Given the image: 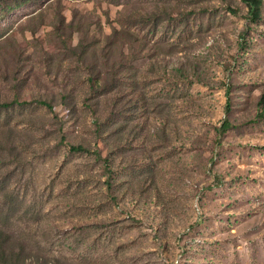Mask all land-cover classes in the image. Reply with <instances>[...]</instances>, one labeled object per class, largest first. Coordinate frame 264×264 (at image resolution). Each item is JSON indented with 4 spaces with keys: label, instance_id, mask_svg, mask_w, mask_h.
Masks as SVG:
<instances>
[{
    "label": "rangeland",
    "instance_id": "rangeland-1",
    "mask_svg": "<svg viewBox=\"0 0 264 264\" xmlns=\"http://www.w3.org/2000/svg\"><path fill=\"white\" fill-rule=\"evenodd\" d=\"M3 9L0 225L26 264H264V5Z\"/></svg>",
    "mask_w": 264,
    "mask_h": 264
},
{
    "label": "trees",
    "instance_id": "trees-1",
    "mask_svg": "<svg viewBox=\"0 0 264 264\" xmlns=\"http://www.w3.org/2000/svg\"><path fill=\"white\" fill-rule=\"evenodd\" d=\"M28 2H30V0H0V4L4 8L3 10H10V9L19 8ZM243 2L245 3V5L248 9V19L250 20V22L256 23V22L260 21L262 18V13H263L264 0H243ZM230 10L232 12L237 13V11L235 9H230ZM89 80H90V83H92V85H91L92 88H95V86L100 83V78H98V77L94 78L93 76H91V78ZM227 94L229 96V91H227ZM64 99H66V97H64ZM228 100L229 101L227 104V110L229 111L230 110V99H229V97H228ZM23 103L20 102L18 98H16L13 101H11V103H6V105L5 104L2 105V107L3 106L8 107L9 105L12 106L14 104H23ZM37 103H39L41 105H45L51 111H54L53 105L47 100L38 99ZM260 103H262V104L264 103V94L261 97ZM229 124H230L229 121L226 120L224 125H223V129H227ZM72 149L82 150L85 152H91V150L89 148L85 147L82 144L72 145ZM99 156H100V154H99ZM108 188L110 190L113 189V183L111 181L108 182ZM4 228H5V226L0 225V237H2V238H0V264H26V260L21 258V256H19V254H18V251H16L15 248H13L11 246V243H12V240L10 237L11 235ZM4 235H6L5 238H4ZM55 261H56L55 262L56 264L59 262H62L57 258H55ZM31 264H34V263H31ZM61 264H64V263H61Z\"/></svg>",
    "mask_w": 264,
    "mask_h": 264
}]
</instances>
